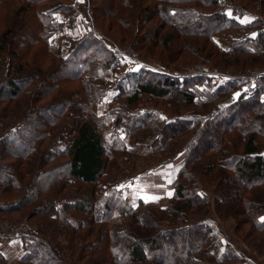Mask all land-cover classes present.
<instances>
[{
	"label": "trees",
	"instance_id": "trees-1",
	"mask_svg": "<svg viewBox=\"0 0 264 264\" xmlns=\"http://www.w3.org/2000/svg\"><path fill=\"white\" fill-rule=\"evenodd\" d=\"M88 1L92 24L97 29L85 30L83 35L72 38L68 54L63 57L49 43V36L63 28L62 23L54 20L56 13L68 14L67 25L73 24L74 0H0L1 9L11 2L12 7H17L12 13L19 24L20 20L25 21L22 26H0V68L5 69L0 81V99L8 103L26 94L22 102L25 108L17 119L21 125L17 128L9 127L8 123L3 125L4 150L14 152L18 159L17 165L7 169L16 174L7 173L5 178L12 183L25 178L32 180L22 199L0 210L10 212L27 205L40 206L47 216L68 227L71 246L80 239L86 243L82 255L89 248L100 254L109 251L112 264H143L148 260L150 264H201V258L207 259L215 245L211 223L202 218L192 219L189 213L202 215L206 207L207 197L200 189L203 176L205 183L214 189L217 215L246 216L247 219L235 222L236 226L249 220L264 241V156L260 154L264 146V99L261 98L264 73L257 93L239 99L232 108L209 118L210 108L202 117L194 113L179 114L204 101L197 98L201 94L195 90L196 84L204 82L202 77L181 80L143 68L129 70L116 84L114 98L124 101L129 109L148 96L153 104L164 109L165 118L116 108L102 115L96 111L108 95L109 74L117 68L125 69L128 64L114 46L125 47L130 43L146 58L159 59L165 66H179L174 63L177 59L181 62L182 54L189 62L221 64L223 68L243 63L242 56H252L264 64V32L260 23L255 20L244 24L224 16L217 11L219 6L214 0ZM239 4L264 13V0H239ZM101 22L112 29L113 35L100 28ZM165 30L168 34L163 37ZM228 32L234 38L228 50H224L213 37ZM123 37H130L129 41ZM107 43L114 48H108ZM154 47L160 48L159 55L151 51ZM39 58L47 59L50 65L43 67ZM69 82L78 86L67 88ZM233 88L229 83L215 88V93L205 92L204 102L213 103ZM109 116L114 119L111 126ZM209 128H216L215 143H209L208 135L204 134ZM10 135L17 139L14 148L8 142ZM149 135L155 138L144 147V153L154 157L183 155L184 164L166 206L138 203L123 209L119 207L120 200L112 194H103L101 183L112 160L124 154L125 143ZM229 135H233L232 141ZM181 137H186L182 143ZM76 185H88L83 198H64L61 208L55 202L44 201L46 206L41 207L38 199L41 193H59V186L69 190ZM63 208L82 212L89 225L72 227L65 221ZM60 211L64 213L59 215ZM95 236L99 242L91 247L88 241ZM34 238L37 251H48V242ZM169 238L170 243H162ZM47 254L48 261L39 262L59 261L52 252ZM83 259L90 263L89 258ZM230 259V263L238 264L233 256Z\"/></svg>",
	"mask_w": 264,
	"mask_h": 264
},
{
	"label": "rangeland",
	"instance_id": "rangeland-1",
	"mask_svg": "<svg viewBox=\"0 0 264 264\" xmlns=\"http://www.w3.org/2000/svg\"><path fill=\"white\" fill-rule=\"evenodd\" d=\"M214 1L217 3V6H219L217 11L219 13H222L224 16H227L222 10L223 0H214ZM229 1L237 6H241L247 9L249 12L253 14L261 16L264 19L263 12H260L259 10H255L250 7L242 6L241 4H239V0H229ZM74 2L76 4V13L74 14V12L71 11V14L73 15L72 19L74 21L73 24L70 25V27L67 25V20L69 17L68 14L56 13L54 15V20L58 23H62L63 28L62 30L59 29L57 31H53L49 36V43L55 46L56 48H58L60 54L63 57H65L68 54V48L70 45V40L72 38H76L78 35H83L85 33V30L94 32L97 29L94 26V24L92 26L91 19L88 18V15L85 13V8L88 7L90 14L92 15V11L89 6V1L74 0ZM16 8L17 7L15 6L12 7L11 2H7V8H3V9L0 8L1 27H4L6 25L8 26L12 24L13 25L19 24L17 17L12 13L16 10ZM234 18H236L239 22L244 21L237 17ZM27 21L29 20L26 19V22ZM254 21L255 20H251L249 22H254ZM20 22H21V24H19L20 26H22L25 23L24 20L23 21L20 20ZM259 26L261 30L264 32L263 26L261 24ZM100 28L105 32L107 31L108 32L107 34L113 35L112 29H107L104 22H101ZM167 34H168L167 30L163 31L162 33L163 37L166 36ZM123 38L125 41H129L130 37H123ZM232 38H234V34H232L231 32L222 35L220 34L215 35L213 37V39L216 41L218 46H220L224 50H228V47L230 46V40ZM107 45L108 48L112 49L113 46L111 44L107 43ZM173 45L174 44L170 42L171 48H173ZM114 47L118 50L120 56L128 64L125 67V69H119V68L114 69L113 72H111L107 77L106 93L108 92V95L105 98V100L97 106L96 108L97 113L99 115L106 114L110 110L116 108V109L127 110L131 114H140V113H151L149 111L156 109L159 110L161 114L157 116L151 113L153 117L159 119L165 118L164 109L161 107H157L160 104H155V103L153 104L151 102L152 100H150L148 96H143L140 103L129 109L124 101L114 98V96L117 93V91H115L114 88L116 84L121 82V79L126 75V71L128 72L129 70L132 71L139 69V67L136 64H132L125 59L124 53L127 50L133 51L141 60L161 64V62H159L160 60L155 57L154 59H157L159 61L153 60L151 58H146L141 53L134 50L130 43L127 44L125 47L124 46H114ZM151 51L154 52L153 54L159 55L160 48L154 47L152 48ZM30 53L32 52L30 51ZM242 57L241 58L244 60L243 63L238 62L236 64H233L234 66L232 65L227 68H223L221 64L218 66H214L207 62L206 63H200L194 61L189 62L186 59L184 60L185 58L184 54L180 56L181 62L179 59H177V62L174 63V64H179V66L177 65L165 66L161 64L162 66L169 68L172 72H176L178 70H187L189 67H195L198 65H203L209 68L211 70L210 75L202 77L204 79L203 83L196 84L195 90L199 91V93L201 94V96L199 94L197 96L199 100L201 99L206 101V98L204 97L205 92H207L208 94L211 92L212 94L215 93L216 91L215 88L217 89L221 86H226L229 83H232L234 85L233 90H231L225 97L219 100L215 99L213 103H205L203 101L197 105H192L190 107L181 110L179 114L189 115L194 113L202 117L208 113L207 110L210 108L211 110L209 112L211 113V115L209 116V118H211L214 117L216 114L225 111L227 108L230 107L232 108V106L239 99L249 98L250 96L245 98L246 95L244 93H241V89H239L238 86L239 84L233 82V75H235L236 73L238 74L249 73L251 76H254V74H256L257 72H261V74H259L261 78V76L264 73V64L262 63V61H256L258 59L255 60V58L252 56H242ZM39 60H41L43 67H47L48 65H50L47 59L39 58ZM245 63L246 66L243 65ZM213 70H216V72ZM4 72H5L4 67L0 68V81L3 80ZM260 78H258V80H260ZM181 80H188V79L182 78ZM38 83H43V81H38ZM66 86L67 88H75L78 85L76 83L69 82L66 84ZM257 86L258 84L255 87L256 90H257ZM43 89L44 87H41V90ZM238 92H239V96H237ZM255 92L252 95H254ZM25 98H26V94H21L18 96L16 100H11L8 103L7 101H4V99H0V207L10 205L11 203L22 199L26 191L30 189L29 183L32 181L28 178H25V179H21L19 183L18 182L12 183L5 178V174L7 173L11 174L12 176L16 174V173L8 172L7 169H10L9 166L12 167L14 165H17L18 159L16 158L14 152L12 153L10 152V150H6L7 151L6 152L4 150L5 130L2 131L4 129L3 125L4 124L7 125L8 123L10 124L9 127L15 126L16 128L21 125L20 123H18L17 119L20 117L21 115L20 113H22V111L25 108L22 105V102L23 100H25ZM261 98L264 99V93H262ZM234 99L235 101H233ZM211 104L213 105L210 107ZM144 108L150 110H144ZM235 111L239 112V108H236ZM107 120L110 126L114 122L113 117L110 116L107 118ZM69 129L70 127L67 126V130ZM213 129L214 130L212 129L210 130L209 128L207 129L206 133H204L208 135V137L206 136V138L209 143H215L216 141V137L214 136L213 133V131H216L215 130L216 128ZM154 138L155 136L149 135L148 137L143 138L142 140H136V141L133 140L132 143L126 142L125 143L126 150L124 154L112 160V163L110 164L109 168L106 169L105 172L106 175L103 178V182L101 183L103 194L105 195L112 194L114 198L120 200L121 202L119 203V207H122L123 209L133 208L138 204L136 203V205L133 206L134 202L130 200V198L132 197L130 193L134 190L133 188L135 184L134 175L148 170L145 167L146 166L145 163L148 162V160H151L154 156H152L149 153H144V147L147 146L149 143H151L154 140ZM229 138L231 141L234 139L233 135H229ZM14 140H16L15 143H17L16 137H12V135H10L8 138V142L10 143V145L12 144L11 148L15 147ZM185 140L186 137H181L179 139L180 143L184 142ZM239 148H241V146H239ZM260 154L264 156V146L261 148ZM159 157L161 156L154 158H159ZM165 157H167V159L182 158L183 161V155H179L178 157L172 153L171 155H166ZM65 161L66 160H64V162ZM136 162L137 164H135ZM51 165H53V162L49 165V167ZM200 178H201L200 189L203 195L207 197V204L202 215L198 214L196 216H193V214H191L192 211L189 213L190 216H192V219L202 218L203 220L204 219L208 220L211 223L212 229L214 230L213 236L215 237L214 239L215 245H212V248L209 251L207 259L204 260L203 258H201L202 260L200 261V263L201 264H236V263H230L231 261L230 256H233L235 258V262L238 260V264L239 263L264 264V241L261 238L262 236L261 233L259 231H256L255 228H252L251 222H249V220H246L245 223L240 226L239 225L236 226L235 222H238V220L242 218L247 219L246 216L239 218H235L232 215H229V217H225V218L219 217L216 213V202L213 200L214 189L213 187H211L210 185L208 186L205 183L206 177L202 176ZM123 179H127L128 183L127 185L124 184L120 188L121 193H119V191L116 190L114 184L116 181ZM25 188L27 190H24ZM58 189H59V193L54 191L53 192L48 191L41 193L39 195L38 199L41 200L40 202L42 204L41 207L46 206L44 201H46V203L55 202V205H57L58 208H61L60 206H64L63 205L64 198H77V199H79V197L83 198L82 197L83 193L88 191V185L85 186L76 185L75 188L71 187L69 190H64L61 188V186H59ZM21 190L24 191L22 192ZM96 191H94V193ZM160 206L164 207V205H160ZM32 207L33 205L30 206L27 205L24 209L18 211H10V212L8 211L9 209L0 210V245L12 238H21V247L22 250L24 251V255L20 256V259H17L18 261H20V264H34L35 262L37 264H45V262L42 263L39 261H48L47 253L51 254V252L53 253V255H55L54 257L59 258V261L54 264H96L95 262H97L98 260L104 261L100 264H112L111 263L112 261L110 260L111 255L109 251L108 253L100 254L98 251L89 248V251H86V254L82 255L84 246L86 244L85 242L81 241L80 239V241L76 242L74 246H71L67 239V236L69 234L68 227L65 228V226H63L59 220L57 221L51 219V217L47 216L45 210H42L40 206L36 208H32ZM63 211L67 215L65 221L68 224H70L72 227H77V225L81 226V224L87 225L89 222L86 219V216H84L80 211L69 210V209L64 210V208ZM63 211L58 212V214L59 215L63 214L64 213ZM21 227L28 228L27 235L22 236L23 238L13 235L14 232L19 231ZM219 230H222L224 234L221 233ZM34 237L40 238L43 241L48 242L50 247L48 251H37L36 245L33 244L34 241H36ZM182 238L184 240L185 237L182 236ZM98 240L99 238L95 236L92 239H90L88 243L90 244L91 247L94 245V243H96L97 246V243L99 242ZM170 240L171 239L169 238L167 240L162 241V243L163 244L170 243ZM163 250L164 249H162V251ZM5 257L6 256L4 255L1 256L0 254V264H2L3 261H5ZM83 257L89 258L90 263L87 262V260L83 259ZM143 264H150L149 260L145 261Z\"/></svg>",
	"mask_w": 264,
	"mask_h": 264
},
{
	"label": "crops",
	"instance_id": "crops-1",
	"mask_svg": "<svg viewBox=\"0 0 264 264\" xmlns=\"http://www.w3.org/2000/svg\"><path fill=\"white\" fill-rule=\"evenodd\" d=\"M242 23L247 24L249 22L242 21ZM145 165L148 170L134 175V190L130 193L132 196L130 200L134 202L133 206L139 202L158 206L167 205L168 200L173 194L171 187L179 169L183 165L182 158L167 159V157H153ZM0 254L1 256H6L2 264H20V261L17 259H20V256L24 255L21 247V238H12L2 243L0 245Z\"/></svg>",
	"mask_w": 264,
	"mask_h": 264
},
{
	"label": "built area",
	"instance_id": "built-area-1",
	"mask_svg": "<svg viewBox=\"0 0 264 264\" xmlns=\"http://www.w3.org/2000/svg\"><path fill=\"white\" fill-rule=\"evenodd\" d=\"M222 10L227 16H234L244 21L249 22L251 20H257L263 26V30H264V19L261 16L253 14L241 6H237L231 3L229 0H223ZM85 13L88 15V18L92 19L88 7L85 8ZM91 23H92V20H91ZM124 57L130 63L136 64L139 68L140 67L145 68L149 71L162 74V75H166V76H171V77L178 78V79H182V78L191 79L195 77H205V76L210 75L211 73V70L203 65L189 67L187 70H178L176 72H172L169 68L164 67L159 63L141 60L133 51H130V50L129 51L127 50L124 53ZM213 71L216 72V70H213ZM259 74H261V72H257L256 74H254V76H251L249 73H242V74L236 73L235 75H233V82L236 84H239L238 86H239V89H241V93H244L246 95L245 98L251 96L255 92L256 90L255 87L259 82L258 78H260ZM239 92L237 96H239ZM144 110H150V109L144 108ZM149 112L157 116L161 114V112L156 109L151 110ZM127 183H128L127 179H123V180L116 181L114 186L116 190H118L119 193H121L120 188L124 184L127 185ZM27 230L28 228L21 227V229L19 231H15L13 235L18 236V237L25 236L28 233ZM219 231L223 233L222 230H219Z\"/></svg>",
	"mask_w": 264,
	"mask_h": 264
},
{
	"label": "snow or ice",
	"instance_id": "snow-or-ice-1",
	"mask_svg": "<svg viewBox=\"0 0 264 264\" xmlns=\"http://www.w3.org/2000/svg\"><path fill=\"white\" fill-rule=\"evenodd\" d=\"M169 195H171V193H169Z\"/></svg>",
	"mask_w": 264,
	"mask_h": 264
},
{
	"label": "bare ground",
	"instance_id": "bare-ground-1",
	"mask_svg": "<svg viewBox=\"0 0 264 264\" xmlns=\"http://www.w3.org/2000/svg\"><path fill=\"white\" fill-rule=\"evenodd\" d=\"M224 104H225V102H224Z\"/></svg>",
	"mask_w": 264,
	"mask_h": 264
}]
</instances>
